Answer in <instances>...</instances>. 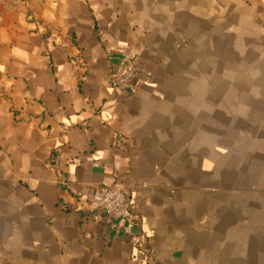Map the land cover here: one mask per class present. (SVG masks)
Wrapping results in <instances>:
<instances>
[{
  "label": "crops",
  "instance_id": "obj_1",
  "mask_svg": "<svg viewBox=\"0 0 264 264\" xmlns=\"http://www.w3.org/2000/svg\"><path fill=\"white\" fill-rule=\"evenodd\" d=\"M25 1L0 0V264H148L73 196L101 186L157 264H224V236L264 264V0Z\"/></svg>",
  "mask_w": 264,
  "mask_h": 264
},
{
  "label": "built area",
  "instance_id": "obj_2",
  "mask_svg": "<svg viewBox=\"0 0 264 264\" xmlns=\"http://www.w3.org/2000/svg\"><path fill=\"white\" fill-rule=\"evenodd\" d=\"M11 7H26L25 0H8ZM118 71H115L111 78V85L114 89L137 94L134 81L139 74L137 56L127 50L117 57ZM121 143V138H117ZM73 196L78 202H92L95 210L90 215V220L105 225L107 231L119 236L131 244L134 248L140 249L148 258V264H157L156 257L152 250L142 247L135 241L139 229V220L133 210L132 203L123 189L116 187L101 186L90 188L86 191L73 190ZM121 223L118 228L117 223Z\"/></svg>",
  "mask_w": 264,
  "mask_h": 264
},
{
  "label": "rangeland",
  "instance_id": "obj_3",
  "mask_svg": "<svg viewBox=\"0 0 264 264\" xmlns=\"http://www.w3.org/2000/svg\"><path fill=\"white\" fill-rule=\"evenodd\" d=\"M229 238H226V236H224L223 238V259H224V264H227V262L229 263V261H231V254L228 248L229 245Z\"/></svg>",
  "mask_w": 264,
  "mask_h": 264
}]
</instances>
